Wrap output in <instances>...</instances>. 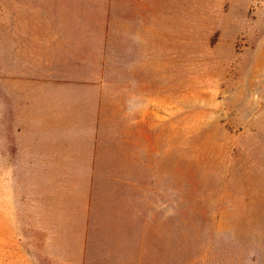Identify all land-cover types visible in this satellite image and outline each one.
<instances>
[{
  "label": "rangeland",
  "instance_id": "rangeland-1",
  "mask_svg": "<svg viewBox=\"0 0 264 264\" xmlns=\"http://www.w3.org/2000/svg\"><path fill=\"white\" fill-rule=\"evenodd\" d=\"M60 1L0 0V264H264V0H95V146L17 130L44 70L17 53Z\"/></svg>",
  "mask_w": 264,
  "mask_h": 264
},
{
  "label": "crops",
  "instance_id": "crops-1",
  "mask_svg": "<svg viewBox=\"0 0 264 264\" xmlns=\"http://www.w3.org/2000/svg\"><path fill=\"white\" fill-rule=\"evenodd\" d=\"M58 6L30 27V41L17 53L20 64L44 69L16 79L24 105L17 130L32 139L35 130H63L67 146L70 133L91 130L95 146L111 80L110 27L94 24L95 0H61ZM106 16L109 23V10Z\"/></svg>",
  "mask_w": 264,
  "mask_h": 264
}]
</instances>
